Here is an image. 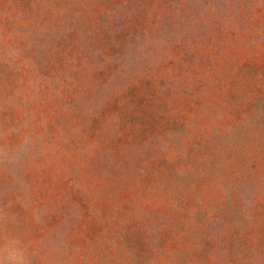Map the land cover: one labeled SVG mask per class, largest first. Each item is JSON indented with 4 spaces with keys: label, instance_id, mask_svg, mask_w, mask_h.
Here are the masks:
<instances>
[{
    "label": "rangeland",
    "instance_id": "rangeland-1",
    "mask_svg": "<svg viewBox=\"0 0 264 264\" xmlns=\"http://www.w3.org/2000/svg\"><path fill=\"white\" fill-rule=\"evenodd\" d=\"M0 264H264V0H0Z\"/></svg>",
    "mask_w": 264,
    "mask_h": 264
}]
</instances>
